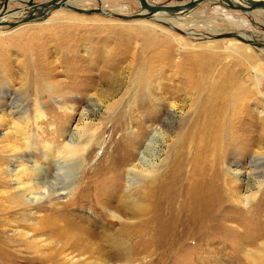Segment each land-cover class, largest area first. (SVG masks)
<instances>
[{"label": "rangeland", "instance_id": "374dc122", "mask_svg": "<svg viewBox=\"0 0 264 264\" xmlns=\"http://www.w3.org/2000/svg\"><path fill=\"white\" fill-rule=\"evenodd\" d=\"M8 1L9 12L27 8ZM75 1L45 19L0 25V197L9 213L0 264H99L115 255L122 264H264V165L250 172L251 159L264 160V49L187 34L243 33L264 43V28L254 23L264 24V15L203 2L167 16L183 23L173 29L116 17L138 13V0H78L76 8L101 10L91 15L69 10ZM142 26L154 35L136 30ZM175 67L208 70L211 95L240 98L233 127L243 137L234 146H188L189 85ZM223 76L226 90L216 92ZM144 77L154 88L146 101ZM171 86L181 90L163 102ZM158 98L155 120L146 109ZM171 102L184 110L165 115ZM39 169L49 176L23 192Z\"/></svg>", "mask_w": 264, "mask_h": 264}, {"label": "bare ground", "instance_id": "6f19581e", "mask_svg": "<svg viewBox=\"0 0 264 264\" xmlns=\"http://www.w3.org/2000/svg\"><path fill=\"white\" fill-rule=\"evenodd\" d=\"M28 0H9L8 3H12V2H21L23 4L26 5ZM77 1L76 0L75 2L72 3V6H76L77 4ZM217 1V2H216ZM215 3L212 1V0H205L204 2H209L210 4L216 6V7H220L222 8L223 10H228V6L227 4L222 1V0H216ZM254 1H258V0H254ZM188 2V1H186ZM185 2V3H186ZM203 3V2H202ZM200 3V4H202ZM230 3L233 4L234 6H245L247 7L248 6V3H247V0H230ZM199 4V5H200ZM67 5V3H66ZM69 5V4H68ZM198 6V5H197ZM29 9V8H27ZM26 8L24 9H20L17 10V11H13V12H9L7 9H6V1L5 0H2L1 3H0V25H3L4 23H8L6 20L7 19H17V18H24L28 11H27ZM26 10V11H25ZM193 10V9H192ZM192 10H189V11H186V12H179V13H175V14H167V13H163V12H160V13H157L155 15H153V17H151L149 20L151 21H155L159 24H163V25H169L168 27H171V28H176L173 24H180V22H177V21H171L167 16H171V17H175V16H178V15H183L185 13H189L191 12ZM12 11V10H11ZM103 13H105L106 15H109L108 12H105V11H102ZM141 12V10H140ZM194 12V11H193ZM190 13V14H194V13ZM251 12H254V16H256V18H259V15L263 16L264 15V10H253V11H250L248 13H245L246 15H250ZM243 13V12H242ZM259 14V15H258ZM258 15V16H257ZM264 17V16H263ZM262 17V18H263ZM261 18V17H260ZM256 22L254 21V23L256 24L255 26L258 25V27L260 28H264V25L263 23H260L257 19H255ZM264 20V18H263ZM186 24V22H185ZM259 24H262V25H259ZM183 23L180 24V26H182ZM170 28V29H171ZM139 30V31H142V32H146V35L149 36V34L152 32L153 35H154V32L153 31H150L149 33V28H147L146 26H142V27H139V28H136V30ZM172 29V30H173ZM134 30V29H133ZM141 33V32H140ZM151 33V34H152ZM156 34V33H155ZM187 34L191 35L192 37L194 38H198V37H202V38H206V39H209V40H213L212 36H205V35H202L200 33H197L193 30H191L190 32H188ZM227 34V33H226ZM228 34H235L233 32H228ZM241 35H237L239 37H241L242 39L244 40H251L249 36L243 34V33H240ZM151 35V36H153ZM221 35V34H220ZM225 35V34H223ZM150 36V37H151ZM149 37V38H150ZM154 37V36H153ZM231 39V38H229ZM232 39H235V38H232ZM255 39V38H254ZM150 40V39H149ZM236 40V39H235ZM252 43L254 44H257L258 46H255V45H252V44H248V45H251L253 48L255 49H258V48H263L264 49V46H262V44L264 45V43H260V42H255L253 40H251ZM240 42V41H239ZM243 43V42H242ZM246 45V43H244ZM262 49V50H263ZM204 58V57H203ZM167 59V58H166ZM209 63V62H208ZM201 64V63H200ZM191 68H195V67H191ZM197 68V67H196ZM200 68V67H198ZM209 69V68H208ZM211 70V69H210ZM149 71V70H148ZM173 73L175 74H178L179 77H181L180 79H183V82L185 84L183 85H189L188 88H189V92H186L185 93V98H186V101H189L190 102V105H188V109L186 110L187 114L189 115L188 117V122L186 124L189 123V125H186L188 127V129H190V143L188 144V146H192L193 148H198V147H203L205 145H207L208 142H211L212 143V149L213 147L217 148V147H221L224 149V151L228 148H230L231 146H234L236 144V142L238 141V139L242 138L243 136H239L237 131L234 129L233 127V123L235 122L234 119L236 115V110L238 108V105L237 106V102H239V100H229L227 97H223V96H217V95H211V84H210V80L211 78L213 77V74L212 72L206 70L205 72L204 71H201V70H197V69H189V70H184L182 69V67H175L172 69ZM198 71V72H197ZM144 72V71H143ZM156 73H158V71H155L153 73V77L156 76ZM145 76V75H144ZM151 76V77H152ZM147 78L148 77H144V81L143 80H140L139 79V86H140V90L142 92L141 94V99L142 100H145V97L146 98H149V92L154 89H152V84H149V82L147 81ZM150 78V77H149ZM155 78H159V77H155ZM219 83V86L216 88V92L219 91V90H223L225 91L226 90V86H227V80L225 79V77L223 76V78H220V80L217 81ZM214 84V82H213ZM200 85V89L197 91L196 89H198V86ZM155 86V85H154ZM214 86V85H213ZM216 86V85H215ZM172 87V86H171ZM178 92H180L181 88L180 86H178ZM157 88V87H156ZM177 90V87L173 86L171 89H165L163 90V94L165 95V98H163V102H165L164 100H174L175 99V94H177L178 92L176 91ZM241 92L243 93L245 91V89H240ZM240 90H237L236 92H240ZM191 91V92H190ZM254 91H257L256 90V87L254 89ZM184 92V91H183ZM215 90H214V93L216 94ZM213 93V92H212ZM222 93V92H221ZM225 94V93H224ZM202 96H206L204 97V101L202 103V105H197V100H200L202 98ZM240 97V96H239ZM159 99V98H158ZM156 99L154 102H151L150 101V106H153V107H147V113H146V116L149 117V118H154L156 120V118H158V113H157V109L155 107L156 101H159L161 102L162 98L161 99ZM149 100V99H148ZM152 100V99H151ZM242 100V99H241ZM185 101V102H186ZM144 102V101H143ZM139 103V102H138ZM244 103V102H243ZM141 106H143L141 104ZM179 106V105H178ZM177 105H175L174 103H170L169 104V107L167 108L166 110V114L168 116V114H170V112L176 110V109H181V110H184V108H180L178 107ZM144 107V106H143ZM239 108H241L239 106ZM240 111H243L242 109H240ZM261 112V111H260ZM240 119V118H239ZM154 120V121H155ZM169 119L166 117L165 119H163V121L160 123V125H164L165 123L169 124ZM186 127V128H187ZM243 129V128H242ZM241 131V130H240ZM243 132V131H242ZM180 134V132H179ZM178 134V135H179ZM248 135V134H247ZM180 136V135H179ZM183 141V140H182ZM155 142V136L152 135L150 137V139L148 140L147 142V146L149 147L150 145H152L153 143ZM183 146H184V143H183ZM70 155L72 157H77L79 156L80 154V150L78 148H75V149H71L70 151ZM195 157V156H194ZM221 157V156H220ZM182 159V158H181ZM195 159V158H194ZM219 160V159H218ZM217 160V161H218ZM240 163H238L237 165H239ZM250 166H251V171L252 172L253 170L259 168H263V165H264V160H261V159H251L250 160ZM241 166V165H240ZM132 168H130V173L132 172H135L136 170V166L135 165H132L131 166ZM12 172V171H11ZM48 172V171H47ZM237 176H240L241 174L244 175L243 172H241L240 169H235L234 171ZM152 172H148L146 175H151ZM50 173H46L44 170H41L39 169L36 174L33 176V177H30L28 178V181H29V184L27 185L28 187L23 190V192H26V191H29L33 188H38L39 184L41 183V181L48 177ZM233 174V173H232ZM252 174V173H251ZM241 175V176H243ZM146 177V176H145ZM69 178V177H68ZM148 180H151V182H155L156 179L154 178H150V176H148ZM196 181V180H195ZM196 183V182H195ZM4 183L2 182L1 185H3ZM192 184V183H191ZM70 187V183L68 184H65L63 186H60L58 190L60 191H65L66 189H68ZM2 188V187H1ZM210 188V187H209ZM130 190V189H129ZM131 191V190H130ZM146 191V190H145ZM153 192L156 191V193L158 192L157 190V184L156 186L153 188L152 190ZM204 191V190H203ZM195 192V191H194ZM197 192V191H196ZM203 193V192H202ZM1 195V194H0ZM20 193L17 194V196L20 198ZM16 196V197H17ZM61 196V195H60ZM16 197H13L12 199L16 198ZM134 197V196H133ZM132 198V197H131ZM130 198V199H131ZM137 198V197H135ZM5 199L3 197H0V227H2L5 223V219L3 218L6 214H9L7 213V210H6V207H4L3 205V201ZM153 200V199H152ZM128 201V200H127ZM26 201H24L22 199L21 202L17 203L19 205H21L22 203H24ZM73 202L70 200H68L65 205H69V204H72ZM136 203H137V200H136ZM125 204V202L123 203ZM151 204V203H150ZM24 205V204H23ZM131 206V205H129ZM155 207V206H154ZM139 209V208H138ZM157 210V209H156ZM164 210V209H163ZM143 211V210H142ZM153 212V211H152ZM155 212V211H154ZM11 213V212H10ZM16 213V212H15ZM142 213V212H141ZM159 213V212H157ZM150 214V213H149ZM11 216V215H9ZM111 216L113 218H115V215L111 214ZM31 226V225H30ZM44 227V226H43ZM42 226H40L39 228H37L38 230L40 229H43ZM34 229V228H33ZM40 233V231H38ZM55 248V247H54ZM67 248V244L64 242L62 243V245L60 246V248H58L59 251H63ZM75 248V247H74ZM56 249V248H55ZM72 249V248H71ZM77 251V250H76ZM66 252V251H65ZM80 253V252H79ZM112 255V254H111ZM67 256V255H66ZM109 258H112V259H116V261L118 262H115V260L111 261V259ZM107 260H104L102 262H100L99 264H122L121 263V258L118 257V255H115V256H111L109 257ZM88 264V263H87Z\"/></svg>", "mask_w": 264, "mask_h": 264}, {"label": "water", "instance_id": "95a60500", "mask_svg": "<svg viewBox=\"0 0 264 264\" xmlns=\"http://www.w3.org/2000/svg\"><path fill=\"white\" fill-rule=\"evenodd\" d=\"M6 2L8 0H5ZM69 0H47L45 2L41 3H34L32 0L27 1V15L24 18H21V20L13 22V23H4L5 25L9 26L10 28H15L21 24H27L32 21L36 20H41L45 19L51 11L64 8L66 7V3ZM205 0H190L188 2H184L183 4H178V5H156L149 3L147 0H138L139 6L141 8V12L139 11L138 13H135L130 16H116L118 19L123 20V21H133V20H143V19H150L153 17V15L163 12L167 14H175L179 12H186L189 10L194 9L199 5L200 3L204 2ZM224 1L228 8L231 10H237L243 13H248L253 10H264V1L263 0H247L248 6H234L233 4L230 3V0H222ZM69 10L79 13V14H84V15H91L95 13L101 12V10H88V9H81V8H76L74 6H68ZM224 38H235L236 40L246 43V44H252L255 46H258L257 44L252 43L250 40H244L241 37L237 36L236 34H225V35H219V36H213V40L217 39H224ZM262 46H264L262 44Z\"/></svg>", "mask_w": 264, "mask_h": 264}]
</instances>
